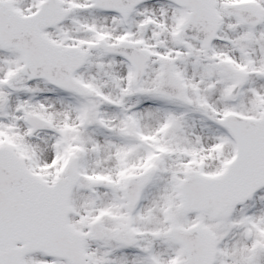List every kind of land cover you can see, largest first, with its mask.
<instances>
[{
	"label": "snow or ice",
	"instance_id": "snow-or-ice-1",
	"mask_svg": "<svg viewBox=\"0 0 264 264\" xmlns=\"http://www.w3.org/2000/svg\"><path fill=\"white\" fill-rule=\"evenodd\" d=\"M0 264H264V0H0Z\"/></svg>",
	"mask_w": 264,
	"mask_h": 264
}]
</instances>
